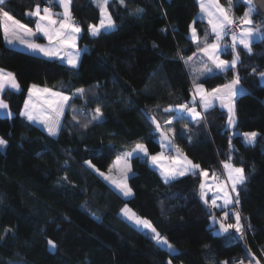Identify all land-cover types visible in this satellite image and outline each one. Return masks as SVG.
Instances as JSON below:
<instances>
[{
  "label": "trees",
  "instance_id": "trees-1",
  "mask_svg": "<svg viewBox=\"0 0 264 264\" xmlns=\"http://www.w3.org/2000/svg\"><path fill=\"white\" fill-rule=\"evenodd\" d=\"M233 1L231 14L243 16L246 3ZM37 4L43 8L49 3L6 0L0 8L34 29L36 17L27 13ZM107 8L117 27L93 36L89 25L99 23L100 9L92 0L72 2L74 20L83 28L79 43L86 47L78 68L10 47L0 17V68L14 73L20 85L2 91L11 115H0V138L8 142L0 148V264H234V258L249 259L248 247L262 255L264 84L258 75L264 72V42L254 41L251 53L239 47L234 69L199 76L186 62L198 47L190 36L191 25L200 47L214 36L197 18L198 0H110ZM137 8L144 11L136 13ZM253 16L264 27L256 12ZM232 55L228 48L224 56ZM236 73L244 91L236 100L233 128L219 106L204 112L198 122L169 110L193 103L196 82L212 89ZM33 84L73 95L56 136L21 114ZM81 88L82 96L76 92ZM97 106L103 117L89 122ZM151 116L160 127L174 129L175 144L200 169L216 175L226 161L244 168L247 181L238 186L236 207L248 233L215 232L218 223L212 225L211 219L226 210L212 208L210 196L207 204L201 198L202 175L187 173L165 183L147 157L135 155L128 179L133 195L126 197L86 163L106 173L137 142L150 154L160 152ZM252 131L258 136L248 144L241 134ZM125 205L148 218L178 251L158 245L126 221L120 215ZM234 220L229 213L228 221ZM48 240L57 247L51 249Z\"/></svg>",
  "mask_w": 264,
  "mask_h": 264
},
{
  "label": "snow or ice",
  "instance_id": "snow-or-ice-1",
  "mask_svg": "<svg viewBox=\"0 0 264 264\" xmlns=\"http://www.w3.org/2000/svg\"><path fill=\"white\" fill-rule=\"evenodd\" d=\"M6 0H0V5H3ZM72 0H59V4L63 6V13L57 14L54 13L51 7H43L41 9L40 5H36L34 11L27 13V15L35 16L38 18L36 23V31L42 32L44 36L47 37L49 41V46L45 47L39 43H36L32 37L36 35L31 28L27 25L20 23L16 20L8 11H4L3 8H0V17L5 21H11L12 27L11 30L8 24H4V35L8 43L19 42L20 44L27 45L28 48L32 50H39L43 52L46 56L49 57H60L61 51L65 52V57L67 63L73 68L77 67L79 59V51H76L75 55H71L67 52V49H76V38L77 34L81 32V28L74 21L70 5ZM98 7L101 10L102 18L99 21V24L89 25V30L91 35L98 36L101 34V30L108 31L115 29L117 27L115 21L112 19L111 14L108 12V3L109 0H96ZM229 7L226 8L220 4L219 0H199L201 11L206 13L208 16V23L211 25V31L215 34V40L211 43L204 41L203 47L199 46V37L196 32V29L192 28V38L198 42L197 52L203 53L208 57L213 65L220 69L221 71H227L229 68H235L237 63L240 61L239 53L236 52L237 45H242L244 49L248 52H252V43L253 41H262L264 42V27L256 26L255 22L252 19L253 14V5L252 0H248V8L244 12L243 17L240 19L239 23L243 25L239 33L234 30H230V26L237 23L234 15L231 14V0H228ZM47 3H51V0H47ZM121 4L125 3V0H120ZM136 13H142L144 10L137 8L134 10ZM43 12V14H41ZM57 15H62V19H55ZM231 35V45H222L221 41L225 35ZM230 47L231 50L235 53L231 61L220 59V52L222 48ZM192 57H189L186 62H190ZM196 72L203 74L201 69H195ZM207 71L211 72L212 69L208 68ZM254 73L256 69L252 70ZM259 76L264 78V72H260ZM199 79V76H197ZM195 83V82H194ZM240 76L238 73L234 75V78L227 84L221 85L217 88L208 92L202 83H195V92L193 96V106L189 107L188 104H182L176 106L183 112L188 113L193 119L202 120L204 119L201 112L197 111L195 107V96L198 94L200 97V102L203 105L204 110L211 108L216 100L221 102V106L226 107L228 110V124L229 126L236 125V113H235V97L240 92ZM10 87L11 89H19L20 85L15 78V74L12 72H6L3 69H0V91H3L5 87ZM84 89H77V93L81 96L84 94ZM40 93L50 94L52 97H58L59 100L52 99L46 101L48 108L42 109L37 112L35 106H30L29 102H25V111L21 113L29 121H39L43 123L50 135L55 136L58 134L60 129V117L63 115L64 106L69 101L70 97L65 95L63 92H53L50 88H39L37 85L33 84L29 89V100L32 99L33 95H38ZM8 105L0 99V109H7ZM170 110V109H169ZM51 112V115L46 113ZM103 117L102 110L97 106L94 110V114L91 117V121H99ZM75 119V117H74ZM150 119L156 124V131H159L161 138L164 141H168L166 145L169 148L174 147L172 144V138L174 136V130L169 128L168 131H164L159 122L156 120L155 116H151ZM169 124L171 122H168ZM87 127V124L84 125ZM245 141L248 144H253L256 141L258 133L255 131L245 132L241 134ZM7 141L3 138H0V148H3L7 145ZM177 155L175 157H165L164 153H157L156 155H151L148 152V148L145 144L137 142L132 151L127 152L123 156L125 161L123 167L121 168V175L119 179H115L112 176H105L104 173L100 172L98 168L91 161L86 163L98 172L101 176H104L105 179L110 180L112 184L121 192L124 196H132V188L127 183L128 173L132 171L131 165L127 163L129 157L133 154H143L145 157H149L154 164H158L161 170V175L165 183H169L171 180L176 179L179 176H184L188 172H191L193 175H202L204 177L208 176L206 170L200 169V165L193 164L186 156H184L179 148H175ZM120 159L118 157L117 164H119ZM165 160H168L169 163H164ZM67 163V162H65ZM115 166V165H114ZM224 168L227 170V179L230 181L228 183H222L217 185V189L223 195L219 197L223 200V205L217 204V199L214 198L211 200V207H227L233 204H239V190L238 186H242L247 181V175L243 167H236L230 162L224 163ZM199 170V171H197ZM111 171V169L109 170ZM67 180V176L64 177ZM206 184L202 182L200 184L201 189V198L204 199V202L207 204V194L205 192ZM123 215L132 221L137 227L147 230L148 235L153 239L158 245L166 246L172 252L175 251L174 247L168 242L167 238L162 236L156 228L152 225L151 221L146 218H142L137 214L131 212L127 206L122 209ZM235 217V223H226L229 216V212L225 211L223 218L219 221V227L217 233H228L229 230L234 229L237 233L243 235V226L241 225V214L239 211H234L232 213ZM213 222H216V218L213 216ZM48 244L51 248L55 249L57 245L54 241L48 240ZM171 264V261H169ZM227 264V262H224ZM243 264V262H241ZM256 264H259V261H256Z\"/></svg>",
  "mask_w": 264,
  "mask_h": 264
},
{
  "label": "crops",
  "instance_id": "crops-1",
  "mask_svg": "<svg viewBox=\"0 0 264 264\" xmlns=\"http://www.w3.org/2000/svg\"><path fill=\"white\" fill-rule=\"evenodd\" d=\"M93 2H94V4L98 7V5H97V2L95 1V0H92ZM110 1V0H109ZM72 2H73V0H72ZM72 2H71V5H70V11H71V14H72ZM53 3L56 5V9L55 10H52L54 13H57V14H62L63 13V11H64V9H63V6L62 5H60L59 4V0H53ZM99 8V7H98ZM41 9H43V8H41ZM100 9V8H99ZM233 9L231 8V13L233 12L232 11ZM41 14H43V12H41ZM11 15V14H10ZM205 15H207L206 13H204V12H202L201 11V9H200V11H199V14H198V19H201V20H203V21H205L206 23H207V25H208V28H209V33L210 34H212L214 37H213V39L212 40H210V41H208V43H211V42H213L214 40H215V34L211 31V25H209V23H208V17L207 16H205ZM72 17H73V14H72ZM15 18V17H14ZM55 19H62V15H57L56 17H54ZM16 19V18H15ZM73 19H74V17H73ZM1 20H2V23H3V26H4V24H8V26H9V28H10V30H11V27H12V22L11 21H5V20H3V18L1 17ZM16 20H18V19H16ZM37 20H38V18L36 17V23H37ZM19 21V20H18ZM75 21V20H74ZM20 23H22V24H25V23H23V22H21L20 21ZM36 23H35V28L33 29V28H31V27H29L28 25V27L29 28H31L34 32H36V35L34 36V37H32L31 39H33L36 43H39V44H41V45H43V46H45V47H48L49 46V41H48V39H47V37L46 36H44V34L42 33V32H37L36 31ZM77 23V22H76ZM78 24V23H77ZM26 25V24H25ZM195 28L196 29V27H195V25L194 24H192L191 25V30H190V36L192 37V28ZM3 29H4V27H3ZM196 32H197V34H198V31H197V29H196ZM37 35H39L40 36V38H37ZM79 36H80V33H78L77 34V38H76V42H77V40H79L78 38H79ZM223 42H224V38H223V40H222ZM6 42H7V44L10 46V47H13V48H17V49H21V50H24V51H28V52H30V53H33V54H37V55H40V56H44V57H48V58H54V59H60V60H62V61H64L65 63H67V59L66 58H64L65 57V52L64 51H61V56L60 57H49V56H46L43 52H41V51H39V50H32V49H30V48H28L27 47V45H24V44H20L18 41L17 42H15V43H8V41L6 40ZM239 47H243L242 45H239L238 46V48ZM244 48V47H243ZM69 50H71V49H67V52L69 53L70 51ZM75 53H76V51H75ZM70 54H71V52H70ZM225 53H223V55H224ZM75 55V54H74ZM192 57V60L190 61L191 62V64H192V66H193V68H194V70L195 69H201L202 71H203V74H200V73H198L197 72V74H199V76L201 75V76H206V75H209V74H212V73H214V72H216V71H220V69H217L214 65H213V63L211 62V60H209L208 59V57L206 56V55H204L203 53H199V52H196L193 56H191ZM79 58H80V54H79ZM232 58V57H231ZM79 60V59H78ZM68 64V63H67ZM208 68H210V69H212V71L211 72H209V71H207V69ZM1 69V68H0ZM3 70H5V69H3ZM6 72H8V70H5ZM201 78V77H200ZM17 80V79H16ZM230 82V81H229ZM228 82V83H229ZM196 83H199V82H196ZM227 84V83H226ZM224 85V84H223ZM32 86V85H31ZM39 88H50V87H45V86H39V85H37ZM221 86V85H220ZM217 87H219V86H217ZM217 87H215V88H217ZM239 88H240V92L238 93V95L234 98L235 99V113H236V100H237V97L244 91V89H243V87H242V85H241V82H240V85L238 86ZM6 88H10V87H5V89ZM31 88V87H30ZM204 88L208 91V92H211V90L212 89H214V88H212V89H208V88H206L205 86H204ZM50 89H52V91L53 92H63L65 95H67V96H69L70 98L73 96V95H71V94H69V93H67V92H65V91H63V90H61V89H59V88H50ZM14 90H18V89H14ZM77 92V91H76ZM75 92V93H76ZM194 92H195V85H194ZM196 98H198L199 100H200V97H199V95L197 94L196 96H195V99ZM0 99H2L3 100V98H2V91H0ZM52 99H56V100H59V98L58 97H52L50 94H47V93H40V94H38V95H33L32 96V99L31 100H29V94H28V96H27V98H26V101H28L29 102V104H30V106H35V109H36V111L37 112H39V111H41L42 109H46V108H48V105H47V103H46V101H48V100H52ZM25 101V102H26ZM3 102L5 103V101L3 100ZM200 104H201V109H197V111H199V110H201L202 112H206V111H208V110H210V109H212V108H214V107H216V106H219V107H221V108H223V109H225L226 111H227V113H228V110H227V108L226 107H223V106H221V102L219 101V100H216L215 102H214V104H213V106L211 107V108H209L208 110H204V108H203V105H202V103L200 102ZM66 106H67V104L64 106V109H63V115H64V112H65V109H66ZM170 110H174V111H176L177 113H178V115H185V116H187V117H189L190 119H191V121H193V122H198L199 120H196V119H193L188 113H186V112H183V111H181L180 109H178L176 106H173V107H170L169 108ZM25 111V103H24V106H23V109H22V113ZM200 112V111H199ZM46 114H48V115H51V112H48V113H46ZM0 115L2 116V115H11V110L9 109V107H7V109H0ZM63 115L60 117V126H61V123H62V119H63ZM24 116V115H23ZM236 119H237V116H236ZM32 123H34V124H36V125H39L40 127H42L43 129H45L46 131H47V128H46V126L43 124V123H41V122H39V121H31ZM228 126H229V124H228ZM230 128H233L234 126H229ZM164 131H168V129L169 128H172V127H169V128H167V127H161ZM173 129V128H172ZM60 130V129H59ZM174 130V129H173ZM48 132V131H47ZM59 133V132H58ZM58 135V134H57ZM56 136V135H55ZM158 140H159V142H160V144H161V151L160 152H158V153H161V152H163L164 153V156L165 157H175L176 155H177V153H176V151H175V148H179V147H177V145L175 144V142H174V140H173V138H172V144H173V146L174 147H172V148H169V147H167L166 145L168 144V141H164V140H162V138H161V134H160V132L158 131ZM135 147V145L133 146V147H131L130 149H129V151H132V149ZM180 149V148H179ZM181 150V149H180ZM149 152V151H148ZM181 152H182V154L184 155V156H186L189 160H191L182 150H181ZM150 154V153H149ZM157 154V153H156ZM156 154H150V156L151 155H156ZM135 155H142L143 156V154H133V156H135ZM133 156H131V157H133ZM150 156L149 157H147L148 158V161H149V163H150V165L153 167V168H155L160 174H161V170H160V168H159V165L158 164H154L152 161H151V159H150ZM131 157H129L128 158V161L130 162V159H131ZM192 161V160H191ZM226 162H230V163H232L231 161H226ZM113 163H114V161H113ZM112 163V164H113ZM164 163H169V161L168 160H165L164 161ZM192 163L193 164H197V163H195V162H193L192 161ZM233 164V163H232ZM131 169H132V167H131ZM109 171V170H108ZM207 172H208V176L207 177H204L203 176V182L206 184V188H205V192H206V194H207V196H210V200H212V199H214V198H216L217 199V203H221V205H223V200L222 199H220L219 197H221L223 194L222 193H220L219 191H218V189H217V185H219V184H222V183H228V184H230V181L227 179V170L226 169H224V171H225V174H224V177L223 178H221V179H218V178H216V176L215 175H211L210 174V172L208 171V170H206ZM188 173H191V172H188ZM105 174V176H108L109 174H108V172H106V173H104ZM111 176V175H110ZM162 176V175H161ZM104 177V176H103ZM105 178V177H104ZM113 178H115V179H117L118 178V175H114L113 176ZM107 180V179H106ZM107 181H109V182H111L110 180H107ZM232 207V205H229V206H227V207ZM236 206H237V204H236ZM235 206V207H236ZM226 208V207H225ZM237 208V207H236ZM219 209H224V207L223 208H219ZM228 211V210H227ZM237 211H238V209H237ZM235 221V220H234ZM248 252H249V259L244 263V264H256V261H259V264H264V253H262V255H259V254H257V253H255V252H253L249 247H248ZM258 257L260 258V260L258 259Z\"/></svg>",
  "mask_w": 264,
  "mask_h": 264
},
{
  "label": "rangeland",
  "instance_id": "rangeland-1",
  "mask_svg": "<svg viewBox=\"0 0 264 264\" xmlns=\"http://www.w3.org/2000/svg\"><path fill=\"white\" fill-rule=\"evenodd\" d=\"M96 1V0H95ZM198 2H199V0H198ZM219 2H220V4L221 5H223L224 7H226V8H228V4H225V3H223L221 0H219ZM233 2V3H232ZM244 2L246 3V6H247V8H248V0H244ZM200 5V4H199ZM41 7V6H40ZM56 7V6H55ZM42 8V7H41ZM231 8L234 10V1L233 0H231ZM247 8H246V10H247ZM201 9V8H200ZM253 9H254V7H253ZM232 10V11H233ZM245 10V11H246ZM100 12H101V10H100ZM108 12H109V10H108ZM110 13V12H109ZM255 14V9H254V11H253V14H252V19H253V21H254V15ZM205 16H207V15H205ZM112 17V16H111ZM208 17V16H207ZM101 18H102V13H101ZM112 19H113V17H112ZM114 20V19H113ZM99 24V23H98ZM97 24V25H98ZM194 24V23H193ZM79 25V27L81 28V32H80V35L82 34V32H83V28H82V26L80 25V24H78ZM256 25V24H255ZM256 26H260V25H256ZM112 30V29H111ZM102 31V30H101ZM224 38V37H223ZM79 40H80V36H79V38H78ZM79 40H77V42H76V49H71V50H69L70 52H71V55H74L75 54V51H79V54H80V58H79V60H78V65H77V67H75V68H78V66H79V63H80V59H81V55H82V53H83V51L85 50V46H81L80 45V41ZM254 42V41H253ZM221 44L222 45H226V42H225V38H224V42L223 41H221ZM238 46H239V44L237 45V48H236V52H238ZM231 49V48H230ZM228 51V48H222V50H221V52H220V59H223V60H228V61H231L232 59H233V57H234V52H233V55H232V58H229V57H226V56H224L223 55V53H226ZM70 52H69V54H70ZM67 61V60H66ZM67 64V63H66ZM69 65V64H68ZM70 67H72L71 65H69ZM73 68V67H72ZM8 72H10V71H8ZM258 82L260 83V84H264V78H261L259 75H258ZM197 100H199L198 98H196V100H195V102L197 101ZM200 101V100H199ZM199 104H200V102H199ZM196 109H201V104L199 105V108H196ZM201 113H202V115L204 114V112H202L201 110H199ZM2 149V148H1ZM127 152H130L129 151V149H127V150H124V151H122L118 156H117V158L114 160V163L110 166V168H109V170L111 169V171H108V174L109 175H111L112 177L114 176V175H118V178L117 179H119L120 178V175H121V168L123 167V165H124V163H125V161L123 160V156H124V154L125 153H127ZM118 157L119 158H121L120 159V162H119V164H117V159H118ZM127 163L128 164H130L131 165V162H129L128 160H127ZM115 165V166H114ZM225 169V168H224ZM132 172V171H131ZM131 172L130 173H128V179H129V175L131 174ZM216 176V175H215ZM180 177V176H179ZM217 178V177H216ZM223 178V177H222ZM128 179H127V183H128ZM218 179H221V178H218ZM114 185V184H113ZM115 186V185H114ZM116 187V186H115ZM127 197H130V196H127ZM217 204H219V205H221V203H217ZM125 206H127V208L131 211V212H133V213H135V214H137L138 216H140V217H142V218H146V217H144V216H141V215H139L135 210H133L129 205H125ZM125 206L122 208V209H124L125 208ZM236 206V204H233L232 205V207L230 206V207H224V209L227 211V212H229L230 214L231 213H233L234 211H237V208L235 207ZM218 208H223V207H218ZM120 215L126 220V221H128L129 223H131L132 225H134L135 227H137L132 221H130L129 219H127L124 215H123V213H122V210H121V212H120ZM233 215V214H232ZM215 218H216V222L214 223L213 222V217H212V219H211V224L212 225H216L217 223H218V226L215 228V232L217 233V229H218V227H219V221L223 218V216L221 217V216H219V215H213ZM229 217V216H228ZM233 217H234V215H233ZM147 220H149L148 218H146ZM234 219H235V217H234ZM150 221V220H149ZM226 223H235V221H232V222H230V221H228V218H227V220L225 221ZM152 223V222H151ZM152 225L154 226V224L152 223ZM241 225L243 226V232L244 233H248V228H247V226L243 223V221L241 220ZM155 227V226H154ZM138 229H140V230H142V231H144L147 235H148V232H147V230H144V229H141L140 227H137ZM156 228V227H155ZM156 230L162 235V236H164V237H166L165 235H163L157 228H156ZM232 230V229H231ZM231 230H229V232L231 231ZM228 232V233H229ZM218 234V233H217ZM219 234H223V233H219ZM167 238V237H166ZM167 240H168V238H167ZM168 242L174 247V249H175V251L174 252H172L170 249H168L166 246H162V247H164V248H167L168 250H170L172 253H175V252H177L178 251V248L173 244V243H171L169 240H168ZM51 248V247H50ZM51 249H53V248H51ZM258 259L260 260V258L258 257ZM246 262V260H244V263ZM171 264H182V263H173L172 261H171Z\"/></svg>",
  "mask_w": 264,
  "mask_h": 264
},
{
  "label": "built area",
  "instance_id": "built-area-1",
  "mask_svg": "<svg viewBox=\"0 0 264 264\" xmlns=\"http://www.w3.org/2000/svg\"><path fill=\"white\" fill-rule=\"evenodd\" d=\"M43 7H51V9H54L55 8V5L54 4H46V5H44ZM232 15H234V17L236 18V20H237V23L236 24H234V25H232V26H230V30H234V31H236L237 33H239L240 32V30H241V27L243 26V25H241L240 23H239V21H240V19L243 17L242 15H239V14H232ZM224 38H225V42H226V45H231V35L229 34V35H225L224 36ZM228 48H230V47H228ZM199 100H197L196 102H195V107L196 108H199ZM186 104H188L189 105V107H192L193 106V103H186ZM224 174H225V171H223L222 173H218V174H216V177L217 178H222V177H224ZM249 232V231H248ZM241 262H243V264H244V258H242V257H237V258H234L233 259V263L234 264H241Z\"/></svg>",
  "mask_w": 264,
  "mask_h": 264
},
{
  "label": "water",
  "instance_id": "water-1",
  "mask_svg": "<svg viewBox=\"0 0 264 264\" xmlns=\"http://www.w3.org/2000/svg\"><path fill=\"white\" fill-rule=\"evenodd\" d=\"M252 5L255 9V12L263 19L264 21V0H252Z\"/></svg>",
  "mask_w": 264,
  "mask_h": 264
}]
</instances>
